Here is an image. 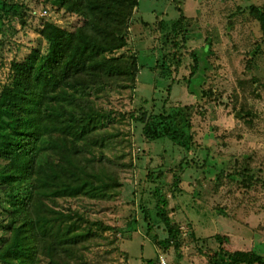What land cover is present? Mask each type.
I'll return each mask as SVG.
<instances>
[{
    "label": "rangeland",
    "instance_id": "obj_1",
    "mask_svg": "<svg viewBox=\"0 0 264 264\" xmlns=\"http://www.w3.org/2000/svg\"><path fill=\"white\" fill-rule=\"evenodd\" d=\"M12 1L26 6V17L0 19L1 77L5 64L13 59H24L31 49L46 50L45 28L58 25L73 30L81 23L78 17L59 11L57 0ZM250 5L263 6L264 0L139 1L129 45L120 51H137L136 89H107L99 100L114 119L124 117L123 133L130 141L125 162L131 160L132 168L121 173L123 187L115 200L68 201L89 219L118 229L117 234H105L116 241L115 248L94 246L90 259L104 255L106 264H161V259L167 264H212L211 255L222 248L233 257L261 258L264 263V40L260 24L246 11ZM180 17L186 18V44L181 48L164 45L159 25L171 29ZM209 42L212 52L205 54ZM172 52L180 59V67L164 79L156 66L163 55L172 57ZM192 54L199 56L203 75L189 86L184 80L194 63ZM251 84L259 96L245 98L244 86ZM169 87L172 104L194 107L191 150L169 141L148 142L142 124L131 120L140 110L161 112ZM209 89L214 90L212 99H198L191 93L200 90L202 95V90ZM243 172L251 180L244 181ZM156 187L166 196L170 217L181 231L179 249L166 254L152 241L154 233L163 239L167 236L151 196ZM142 204L152 217L151 233L143 220ZM4 215L0 209V239L5 235ZM22 247L28 255L30 244Z\"/></svg>",
    "mask_w": 264,
    "mask_h": 264
},
{
    "label": "trees",
    "instance_id": "obj_2",
    "mask_svg": "<svg viewBox=\"0 0 264 264\" xmlns=\"http://www.w3.org/2000/svg\"><path fill=\"white\" fill-rule=\"evenodd\" d=\"M139 1L57 0L59 11L78 17L81 23L73 30L58 25L45 28L46 50L31 49L24 59L5 64L4 77L0 73V209L5 214L0 264H39L42 259L47 264H106V256L90 259L88 253L94 246L115 248L116 241L105 234H117V227L89 219L68 201L115 200L123 187L121 173L132 168L131 160L125 162L130 141L123 133L124 117L114 119L99 100L107 89H136L137 51H120L129 45ZM246 11L260 24L264 40V5H250ZM6 17L23 20L26 6L0 0V19ZM185 22L180 17L171 29L159 25L164 45L186 44ZM211 52L209 42L203 53ZM170 54L156 66L164 79L178 72L181 63L176 52ZM192 56L194 63L184 80L189 86L203 75L199 56ZM254 85L244 86L245 98L259 96ZM191 93L198 99L214 96L213 89L202 90V95L200 90ZM170 96L171 87L161 112L140 110L131 120L142 124L148 142L169 141L191 150L194 107L174 105ZM246 174H241L244 181L251 180ZM151 196L167 230L164 239L152 234L155 247L161 254L179 249L180 226L170 217L166 196L159 187ZM141 209L151 233L150 211L143 204ZM216 239L222 241L220 235ZM24 243L30 244L28 255ZM257 262L264 264L261 258H236L222 248L210 257L212 264Z\"/></svg>",
    "mask_w": 264,
    "mask_h": 264
},
{
    "label": "built area",
    "instance_id": "obj_3",
    "mask_svg": "<svg viewBox=\"0 0 264 264\" xmlns=\"http://www.w3.org/2000/svg\"><path fill=\"white\" fill-rule=\"evenodd\" d=\"M161 264H167L164 259H161Z\"/></svg>",
    "mask_w": 264,
    "mask_h": 264
}]
</instances>
